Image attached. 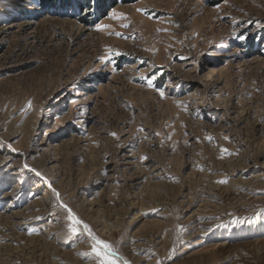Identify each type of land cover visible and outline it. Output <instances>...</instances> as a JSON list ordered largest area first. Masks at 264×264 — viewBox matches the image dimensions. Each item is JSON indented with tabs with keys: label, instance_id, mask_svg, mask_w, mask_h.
Returning <instances> with one entry per match:
<instances>
[{
	"label": "rangeland",
	"instance_id": "obj_1",
	"mask_svg": "<svg viewBox=\"0 0 264 264\" xmlns=\"http://www.w3.org/2000/svg\"><path fill=\"white\" fill-rule=\"evenodd\" d=\"M64 205L118 264H264V0H0V264H96Z\"/></svg>",
	"mask_w": 264,
	"mask_h": 264
},
{
	"label": "snow or ice",
	"instance_id": "obj_2",
	"mask_svg": "<svg viewBox=\"0 0 264 264\" xmlns=\"http://www.w3.org/2000/svg\"><path fill=\"white\" fill-rule=\"evenodd\" d=\"M115 13L113 16L115 17ZM234 39L244 42L248 40V35L244 33L237 34ZM151 86V85H150ZM160 95H164V91L160 90ZM115 135V133H112ZM219 183H226V181L221 180ZM67 212V221H68V238H72L80 235V229L83 228L85 233L90 237L91 252L87 253L90 258H94L96 264H118L117 260V250L109 242L104 241L103 239L97 237L91 230L90 226L83 221H81L69 208L67 205L63 206Z\"/></svg>",
	"mask_w": 264,
	"mask_h": 264
}]
</instances>
